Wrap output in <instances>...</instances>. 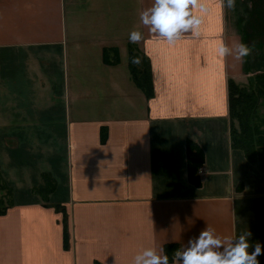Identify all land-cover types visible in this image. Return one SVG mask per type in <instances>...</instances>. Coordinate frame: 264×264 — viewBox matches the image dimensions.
I'll use <instances>...</instances> for the list:
<instances>
[{
	"label": "crops",
	"instance_id": "1",
	"mask_svg": "<svg viewBox=\"0 0 264 264\" xmlns=\"http://www.w3.org/2000/svg\"><path fill=\"white\" fill-rule=\"evenodd\" d=\"M201 2L200 35L169 45L140 22L152 0H0V264H132L149 247L172 264L207 225L264 246V172L231 145L227 91L264 72V0ZM221 41L251 51L219 57Z\"/></svg>",
	"mask_w": 264,
	"mask_h": 264
},
{
	"label": "clouds",
	"instance_id": "2",
	"mask_svg": "<svg viewBox=\"0 0 264 264\" xmlns=\"http://www.w3.org/2000/svg\"><path fill=\"white\" fill-rule=\"evenodd\" d=\"M221 7L234 9L236 0H222ZM207 7L201 0H152L150 7L139 13L140 22L148 27L150 33L169 45L178 41L184 33L199 36ZM132 43L143 39V33L133 30L128 34ZM251 49L244 43L229 47L223 41L216 47L219 57L234 55L242 59ZM139 58L133 57L132 63L138 64ZM251 233L246 231L236 238L217 235L214 227L207 225L200 233L189 238L187 244L176 249L172 264H260L258 256L264 254L261 243L250 244ZM251 249V251H250ZM149 247L138 252L132 264H169L167 254Z\"/></svg>",
	"mask_w": 264,
	"mask_h": 264
},
{
	"label": "trees",
	"instance_id": "3",
	"mask_svg": "<svg viewBox=\"0 0 264 264\" xmlns=\"http://www.w3.org/2000/svg\"><path fill=\"white\" fill-rule=\"evenodd\" d=\"M136 54L134 52L130 54L128 68L135 84L142 90V93L150 97L153 93L150 64L145 56L139 55L141 66L137 67L136 64L132 63V58L138 57ZM112 55V58H110L108 50L105 49L102 55L103 61L106 63L117 61V54ZM253 76L247 87L240 86L231 78L227 80L230 140L233 147L241 149L246 159L257 164L259 169L264 172V116L257 114L258 100H264V72ZM103 135L104 133H101V136ZM191 144L188 145V173L189 178L192 180L194 172H196L202 161V155L201 151ZM45 181L48 184L47 180ZM4 186L1 184L0 177V188H6ZM46 189L43 188L41 191L46 192ZM5 209L6 205L0 200V214H3ZM65 221L63 215V222L65 223ZM65 232L64 243L67 239V232Z\"/></svg>",
	"mask_w": 264,
	"mask_h": 264
},
{
	"label": "rangeland",
	"instance_id": "4",
	"mask_svg": "<svg viewBox=\"0 0 264 264\" xmlns=\"http://www.w3.org/2000/svg\"><path fill=\"white\" fill-rule=\"evenodd\" d=\"M136 55H138V58H139V61H140L138 64H136V66H137V67H140V66H141L140 56H139V54H136ZM245 87H247V86H245ZM43 176L45 177V175H43ZM40 189L43 190V186H40L39 190H40ZM6 192H7V189H5V188H4V189H1V188H0V200L3 201V197H2L3 195H2V193H6ZM6 200H7V199H6Z\"/></svg>",
	"mask_w": 264,
	"mask_h": 264
}]
</instances>
